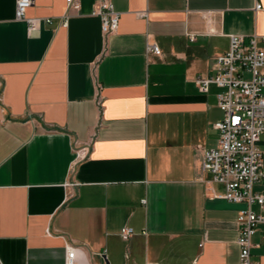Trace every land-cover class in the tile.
I'll use <instances>...</instances> for the list:
<instances>
[{"label": "crops", "instance_id": "crops-1", "mask_svg": "<svg viewBox=\"0 0 264 264\" xmlns=\"http://www.w3.org/2000/svg\"><path fill=\"white\" fill-rule=\"evenodd\" d=\"M98 1L33 0L30 31L0 0V264H65L72 247L81 264H242L246 204L202 170L221 88L196 78L230 34H264V0H110L108 35ZM252 243L264 264V223Z\"/></svg>", "mask_w": 264, "mask_h": 264}, {"label": "built area", "instance_id": "built-area-1", "mask_svg": "<svg viewBox=\"0 0 264 264\" xmlns=\"http://www.w3.org/2000/svg\"><path fill=\"white\" fill-rule=\"evenodd\" d=\"M66 1L68 8L80 7L79 0ZM32 4L33 0H16L15 7V17L25 20L30 31L39 28L40 21L37 16L27 15ZM255 8L264 12L260 3ZM91 14L100 17L105 35L117 30L120 14L110 0L98 1ZM62 24H67V16ZM147 50L161 52L156 43H148ZM196 84L203 91L211 84L221 88L217 98L223 112L213 124L219 130L218 143L204 149L202 170L224 186L218 196L246 204L237 215L239 257L242 264H259L252 259L251 248L252 236L264 223V194L254 190L256 182L264 181L263 152L258 146L264 133V34H230L228 49L216 58V72L197 76ZM255 204L258 211L253 208ZM133 232L129 226L120 230L124 239ZM76 254L75 248H69L65 264H81Z\"/></svg>", "mask_w": 264, "mask_h": 264}]
</instances>
